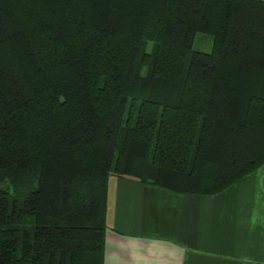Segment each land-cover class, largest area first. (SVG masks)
Segmentation results:
<instances>
[{"label":"trees","instance_id":"obj_1","mask_svg":"<svg viewBox=\"0 0 264 264\" xmlns=\"http://www.w3.org/2000/svg\"><path fill=\"white\" fill-rule=\"evenodd\" d=\"M263 161V0H0V264H102L110 174L212 193Z\"/></svg>","mask_w":264,"mask_h":264},{"label":"crops","instance_id":"obj_2","mask_svg":"<svg viewBox=\"0 0 264 264\" xmlns=\"http://www.w3.org/2000/svg\"><path fill=\"white\" fill-rule=\"evenodd\" d=\"M102 264H264V161L212 193L110 174Z\"/></svg>","mask_w":264,"mask_h":264},{"label":"rangeland","instance_id":"obj_3","mask_svg":"<svg viewBox=\"0 0 264 264\" xmlns=\"http://www.w3.org/2000/svg\"><path fill=\"white\" fill-rule=\"evenodd\" d=\"M212 38L209 33L197 31L193 34L191 47L193 49L209 51L211 48ZM152 42L150 40L146 41L145 50L149 51L151 48ZM145 71V67H142L140 72L143 74Z\"/></svg>","mask_w":264,"mask_h":264},{"label":"built area","instance_id":"obj_4","mask_svg":"<svg viewBox=\"0 0 264 264\" xmlns=\"http://www.w3.org/2000/svg\"><path fill=\"white\" fill-rule=\"evenodd\" d=\"M264 1V0H263Z\"/></svg>","mask_w":264,"mask_h":264}]
</instances>
